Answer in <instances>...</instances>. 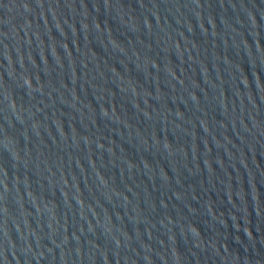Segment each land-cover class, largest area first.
<instances>
[{
    "label": "water",
    "instance_id": "1",
    "mask_svg": "<svg viewBox=\"0 0 264 264\" xmlns=\"http://www.w3.org/2000/svg\"><path fill=\"white\" fill-rule=\"evenodd\" d=\"M0 264H264V0H0Z\"/></svg>",
    "mask_w": 264,
    "mask_h": 264
}]
</instances>
